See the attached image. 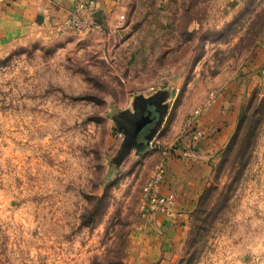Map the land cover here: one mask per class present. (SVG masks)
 <instances>
[{
	"label": "rangeland",
	"instance_id": "obj_1",
	"mask_svg": "<svg viewBox=\"0 0 264 264\" xmlns=\"http://www.w3.org/2000/svg\"><path fill=\"white\" fill-rule=\"evenodd\" d=\"M117 7L0 47V264H264V0ZM157 94L160 131L122 156L121 118ZM225 94L232 137L182 218L165 166ZM161 169L169 213L149 197Z\"/></svg>",
	"mask_w": 264,
	"mask_h": 264
},
{
	"label": "crops",
	"instance_id": "obj_2",
	"mask_svg": "<svg viewBox=\"0 0 264 264\" xmlns=\"http://www.w3.org/2000/svg\"><path fill=\"white\" fill-rule=\"evenodd\" d=\"M74 5L75 0H0V47L24 39L38 29L61 28L71 18ZM88 8L93 15L101 19L100 24L105 20L108 24L109 19V24H113V18L117 16L118 11L117 0H88ZM237 100L234 96L225 94L222 100L214 102L205 113L197 116L188 134V138L193 141L192 150H178V154L185 157L168 159L161 190L166 198L176 196L174 210L180 213L182 218L187 216L186 212L193 209L194 200H197L204 189L208 176L206 158L209 159L218 153L232 137L237 119V111L235 113L233 110ZM166 116L167 113L164 120ZM159 215L163 217L162 214ZM160 223L158 219L157 225ZM162 225L166 226L165 233L175 229L169 222L163 221ZM157 248L154 245L146 247L153 251L160 250L158 246ZM155 257L151 254L146 258L148 261L144 260V264H153L154 260L149 258Z\"/></svg>",
	"mask_w": 264,
	"mask_h": 264
},
{
	"label": "water",
	"instance_id": "obj_3",
	"mask_svg": "<svg viewBox=\"0 0 264 264\" xmlns=\"http://www.w3.org/2000/svg\"><path fill=\"white\" fill-rule=\"evenodd\" d=\"M166 99L165 94H157L149 99H139L136 102L135 113H127L121 118L120 125L126 134V140L121 152L124 156L131 149H137L138 152L144 151L162 126L167 106L163 103ZM146 146H140V141L145 135Z\"/></svg>",
	"mask_w": 264,
	"mask_h": 264
},
{
	"label": "built area",
	"instance_id": "obj_4",
	"mask_svg": "<svg viewBox=\"0 0 264 264\" xmlns=\"http://www.w3.org/2000/svg\"><path fill=\"white\" fill-rule=\"evenodd\" d=\"M91 16H93V14L88 8V0H75L72 16L67 22H65L62 27L81 25L88 30L91 26H93V19ZM124 19L125 15L121 14L119 18L120 22ZM162 172L164 173L163 169H161V171L159 172L158 180L154 184H152L151 187H153V189L151 190L149 197L151 198V203L158 205V207H160L163 211L169 213V204L171 201H166V199L160 198L159 194V184ZM159 201H163V206L159 203Z\"/></svg>",
	"mask_w": 264,
	"mask_h": 264
}]
</instances>
